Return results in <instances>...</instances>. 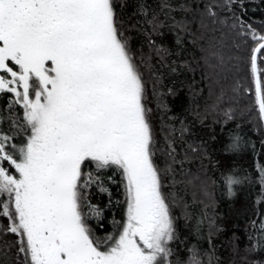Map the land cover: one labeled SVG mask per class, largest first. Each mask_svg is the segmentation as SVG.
Listing matches in <instances>:
<instances>
[{"label":"snow or ice","instance_id":"1","mask_svg":"<svg viewBox=\"0 0 264 264\" xmlns=\"http://www.w3.org/2000/svg\"><path fill=\"white\" fill-rule=\"evenodd\" d=\"M233 28L264 121V31L242 16ZM0 93L23 107L27 134L20 145L0 135V218L23 264H173L151 109L114 0H0ZM106 170L119 174L127 208L119 230L100 238L88 190ZM254 224L264 236V216ZM190 264H200L195 253Z\"/></svg>","mask_w":264,"mask_h":264},{"label":"trees","instance_id":"2","mask_svg":"<svg viewBox=\"0 0 264 264\" xmlns=\"http://www.w3.org/2000/svg\"><path fill=\"white\" fill-rule=\"evenodd\" d=\"M114 3L151 109L154 162L174 218L173 264H190L193 253L200 264H264V236L254 224L264 216V123L247 48L233 28L242 16L264 31V0ZM0 135L17 145L27 135L23 107L8 93H0ZM88 200L99 212L88 220L94 236L117 232L127 208L119 174L100 173ZM7 223L0 218V264H23Z\"/></svg>","mask_w":264,"mask_h":264},{"label":"water","instance_id":"3","mask_svg":"<svg viewBox=\"0 0 264 264\" xmlns=\"http://www.w3.org/2000/svg\"><path fill=\"white\" fill-rule=\"evenodd\" d=\"M263 123H264V121H263Z\"/></svg>","mask_w":264,"mask_h":264}]
</instances>
